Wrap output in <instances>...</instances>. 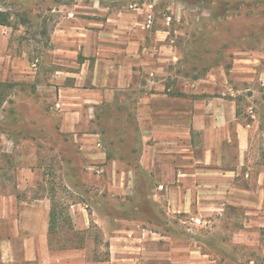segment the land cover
<instances>
[{
    "label": "rangeland",
    "instance_id": "1",
    "mask_svg": "<svg viewBox=\"0 0 264 264\" xmlns=\"http://www.w3.org/2000/svg\"><path fill=\"white\" fill-rule=\"evenodd\" d=\"M6 1L12 9L4 12L10 25H0V55L19 62L26 51L29 77L1 89L0 264H264V0ZM99 3L110 12L152 6L156 19L166 18L177 57L170 81L211 84V96L234 100L237 122L252 126L246 164L220 207L173 213L168 199L154 197L160 189L133 149L137 89L120 104L87 108L74 130L80 136L65 134L53 95L38 88L40 62L33 64L53 48L52 35L68 26L77 6ZM155 92L149 81L142 93ZM226 128L231 142L222 145V161L232 168L239 156L235 122ZM84 134L101 149L88 142L84 150L80 138L91 137ZM98 150L106 152L102 162ZM37 205L55 212L51 232L20 224L19 210ZM29 249L36 259H27Z\"/></svg>",
    "mask_w": 264,
    "mask_h": 264
},
{
    "label": "crops",
    "instance_id": "2",
    "mask_svg": "<svg viewBox=\"0 0 264 264\" xmlns=\"http://www.w3.org/2000/svg\"><path fill=\"white\" fill-rule=\"evenodd\" d=\"M150 9L152 6H141L110 12L109 6L100 3L95 7L77 6L68 26L52 35L53 48L33 64L36 67L40 62L41 66L38 88L53 95L56 107L60 108L63 130L73 138L80 136L74 130L87 108L113 104L115 100L120 104L125 92L137 89L140 133L133 149L138 155L137 165L160 189L154 197L168 199V210L173 213H190L197 206L212 210L220 207V200L228 194L227 184L246 164L252 126L237 122L234 100L211 96V84H203L199 89L200 80L194 85H175L170 81L177 57L166 18L156 19ZM77 13L80 15L76 16ZM7 44L5 38L4 46L8 47ZM28 69L26 51L21 52L19 62L14 61L12 54L0 55V83L13 79L24 82L29 77ZM149 81L154 83L156 92L143 94ZM191 93L194 99L189 96ZM200 95L204 97H197ZM231 122L236 124L238 164L225 168L222 145L231 142V133H226ZM84 135L91 136L80 138L84 150L87 151L88 142L101 149L99 139ZM95 153L101 162L105 160L106 152ZM50 211L51 206L21 208L18 219L26 229L37 233L42 228L48 230ZM28 220H32V227L25 225ZM27 254V259H36L32 249Z\"/></svg>",
    "mask_w": 264,
    "mask_h": 264
},
{
    "label": "trees",
    "instance_id": "3",
    "mask_svg": "<svg viewBox=\"0 0 264 264\" xmlns=\"http://www.w3.org/2000/svg\"><path fill=\"white\" fill-rule=\"evenodd\" d=\"M9 20L10 19H9L8 13L0 12V25L9 26L10 25V21ZM4 86H5V83H0V105H2L5 102V99H6V94H5L6 91H1L2 87H4ZM55 219H56L55 212L51 211V214H50V226H49V231L50 232L56 226Z\"/></svg>",
    "mask_w": 264,
    "mask_h": 264
},
{
    "label": "built area",
    "instance_id": "4",
    "mask_svg": "<svg viewBox=\"0 0 264 264\" xmlns=\"http://www.w3.org/2000/svg\"><path fill=\"white\" fill-rule=\"evenodd\" d=\"M12 7L6 0H0V12L11 11ZM149 23H151V17H149Z\"/></svg>",
    "mask_w": 264,
    "mask_h": 264
}]
</instances>
